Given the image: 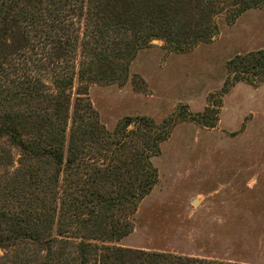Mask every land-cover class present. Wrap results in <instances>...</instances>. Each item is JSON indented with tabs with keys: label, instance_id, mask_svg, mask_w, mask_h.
Here are the masks:
<instances>
[{
	"label": "trees",
	"instance_id": "1",
	"mask_svg": "<svg viewBox=\"0 0 264 264\" xmlns=\"http://www.w3.org/2000/svg\"><path fill=\"white\" fill-rule=\"evenodd\" d=\"M250 9L264 10V0H0L7 264H239L115 244L158 180L150 158L173 124L143 116L130 131H109L86 83H123L151 40L188 52L212 41L217 15ZM226 69L222 93L238 82L262 83L264 50L238 54Z\"/></svg>",
	"mask_w": 264,
	"mask_h": 264
},
{
	"label": "rangeland",
	"instance_id": "2",
	"mask_svg": "<svg viewBox=\"0 0 264 264\" xmlns=\"http://www.w3.org/2000/svg\"><path fill=\"white\" fill-rule=\"evenodd\" d=\"M215 22L210 43L181 53L153 39L137 51L125 82L86 83L109 131H130L143 116L173 124L150 158L158 180L115 244L264 264V81L238 82L222 93L227 61L264 50V10L235 18L222 12ZM78 86L75 80L73 97ZM208 105L213 111L203 115ZM11 250L0 249V264Z\"/></svg>",
	"mask_w": 264,
	"mask_h": 264
}]
</instances>
